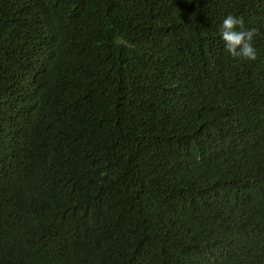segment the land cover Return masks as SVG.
I'll use <instances>...</instances> for the list:
<instances>
[{"label": "trees", "instance_id": "trees-1", "mask_svg": "<svg viewBox=\"0 0 264 264\" xmlns=\"http://www.w3.org/2000/svg\"><path fill=\"white\" fill-rule=\"evenodd\" d=\"M0 264H264V0H0Z\"/></svg>", "mask_w": 264, "mask_h": 264}, {"label": "clouds", "instance_id": "clouds-1", "mask_svg": "<svg viewBox=\"0 0 264 264\" xmlns=\"http://www.w3.org/2000/svg\"><path fill=\"white\" fill-rule=\"evenodd\" d=\"M239 28V30H237ZM256 30L245 28L242 17L228 15L222 23L220 36L225 43V51L233 58L255 61L257 51L253 46Z\"/></svg>", "mask_w": 264, "mask_h": 264}]
</instances>
